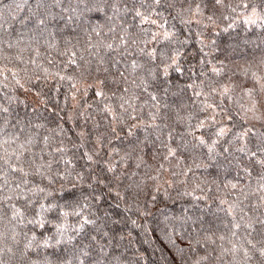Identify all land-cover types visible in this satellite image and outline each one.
I'll return each mask as SVG.
<instances>
[{"label": "snow or ice", "instance_id": "obj_1", "mask_svg": "<svg viewBox=\"0 0 264 264\" xmlns=\"http://www.w3.org/2000/svg\"><path fill=\"white\" fill-rule=\"evenodd\" d=\"M238 23L264 39V0H0V264H138L123 229L173 190L224 214L164 218L178 264H264V53L233 62Z\"/></svg>", "mask_w": 264, "mask_h": 264}, {"label": "trees", "instance_id": "obj_2", "mask_svg": "<svg viewBox=\"0 0 264 264\" xmlns=\"http://www.w3.org/2000/svg\"><path fill=\"white\" fill-rule=\"evenodd\" d=\"M3 2H9V0H3ZM29 3L34 4L35 0H28ZM99 17L95 18L98 19ZM103 23V20L100 21ZM177 24L178 28L184 30L178 21H173ZM196 28L193 27L190 31L192 33L189 52L199 49L200 45L195 38ZM229 33H222L220 35V41L222 44H231L232 47L236 49L235 54L232 55V60L235 64L243 65L245 61L251 60L253 58H258L262 53H264V39L261 38V30L259 28L245 29L239 23L236 28L229 30ZM183 38V37H181ZM247 41V43H245ZM43 51V49H42ZM57 53L53 52V56ZM175 77V74H173ZM238 81H244V77L240 74L237 76ZM45 93L48 89L44 88ZM64 91L66 88H62L60 97V104L64 106ZM2 94V93H0ZM16 95L20 97L21 100L28 104V108H25L24 104H20L17 111L23 116L25 111L30 110L33 104V100L36 99L34 94L29 93L25 96L22 89H18ZM93 92L89 90V95L86 98L89 102L92 100ZM71 109V100H69L68 106L64 107L62 112L58 115L63 117V126L65 130L70 134L74 135L77 131L73 127V121L68 119V114ZM43 115L48 116V113H43ZM55 119V116L51 117ZM91 122L89 121V126ZM138 134L143 138V130H139ZM161 151H163L161 149ZM155 152V147L149 144L145 148V160L150 165L153 166L155 162L152 160V156ZM175 161H173L174 163ZM167 166V165H166ZM141 171H149V169L141 168ZM201 175L207 176L209 179L216 178V169L209 168L207 172L204 169H198ZM222 178V177H221ZM215 186H213L214 188ZM177 190H173L171 193V198L166 199L161 193L159 197V203L151 209L152 215L144 219H138V223L141 227L137 228L131 224H128L123 229V234L125 236L124 241L120 249L121 254L126 260H131L133 262H138V264H178V255L175 248L173 247L172 241L165 236L163 229L165 228L166 221L165 217L170 215H179L184 208H188L190 211H195L197 215H205V220L209 223L212 222L213 216L222 217L224 214L216 211V206L218 201H214L210 205L206 206L203 201H195L191 196H177ZM199 195V193H197ZM214 199V198H213ZM136 218V217H133ZM209 224H205L208 227ZM131 232V236L128 233ZM175 239V237L173 238ZM184 242L183 238L176 240L177 245Z\"/></svg>", "mask_w": 264, "mask_h": 264}]
</instances>
